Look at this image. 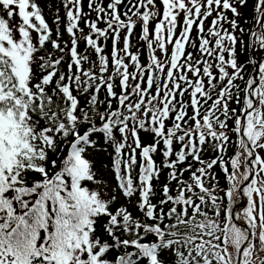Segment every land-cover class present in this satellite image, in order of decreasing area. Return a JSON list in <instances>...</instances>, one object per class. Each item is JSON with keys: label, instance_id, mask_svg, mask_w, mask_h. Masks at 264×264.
Wrapping results in <instances>:
<instances>
[{"label": "snow or ice", "instance_id": "1", "mask_svg": "<svg viewBox=\"0 0 264 264\" xmlns=\"http://www.w3.org/2000/svg\"><path fill=\"white\" fill-rule=\"evenodd\" d=\"M61 4L0 0V264H264V0Z\"/></svg>", "mask_w": 264, "mask_h": 264}, {"label": "trees", "instance_id": "2", "mask_svg": "<svg viewBox=\"0 0 264 264\" xmlns=\"http://www.w3.org/2000/svg\"><path fill=\"white\" fill-rule=\"evenodd\" d=\"M37 2L43 8L44 13H45V17H46L48 23L51 26L55 27L54 24H53V20H54L55 15L57 14V12H56L57 9H60L59 15L62 18L64 17V9L62 7L61 0H37ZM106 2H107V0H106ZM85 8H86V0H85ZM247 19L249 21L251 20V14L250 13L247 16ZM100 26L103 27L102 24ZM81 27H83V24H81ZM86 31H87V29H86ZM139 31H140L139 28H137L136 29V34L133 37V50H135V48L137 46L143 48V44L142 43L138 44V39L137 38H138V35H139ZM193 35H195V32L193 33ZM33 36L35 37L36 34L33 33ZM63 38L65 40L68 39L66 33H65ZM247 39L248 38L245 37V40H247ZM49 47H50V45H49ZM80 47H81V49H83V47H84L83 43H81ZM110 49H111V41H108V50L110 51ZM189 50H191V49H189ZM142 59H143V56H142ZM246 59H247V54H244V55L240 56L241 62H244ZM248 71L251 72V68L250 67H249ZM141 135H142V138L145 141H149L151 139L150 136H146L143 133H141ZM98 148H99L98 151L92 153V158L95 161V168H96V171L98 173L99 178L101 180L106 181L107 183L110 184L111 192H112V190L116 187V181H115V178H114V173L111 170V155H110V153H112L113 150H112V148L108 147L107 144L104 143L103 141H99ZM231 154H232V149H229V152L227 153V155H231ZM207 155L208 154H206L205 158H207ZM156 159H157V162H159V160H160L159 155L156 156ZM215 171H216V173L219 176V183H220L221 187H224L225 186V179H224L223 173L220 172L219 166H217ZM134 175H135V173H134ZM166 175H167L166 171H165L164 174L161 175L158 187L162 186V184L164 182H166ZM188 175H189L188 173H185V177H187ZM116 194L118 195V201H117V204L114 205L113 207H116L118 205H123V204H125L127 202L125 197H123V195L120 194L118 190H117ZM123 201H126V202L123 203ZM153 202H155V201H153ZM241 203H243V201ZM132 205L133 206L130 207L129 210L132 211L134 213V215L139 216L140 213H139L138 209H136L135 206H134L135 205V198H133ZM98 231H102V229L99 226H98ZM169 264H171V261H169Z\"/></svg>", "mask_w": 264, "mask_h": 264}, {"label": "rangeland", "instance_id": "3", "mask_svg": "<svg viewBox=\"0 0 264 264\" xmlns=\"http://www.w3.org/2000/svg\"><path fill=\"white\" fill-rule=\"evenodd\" d=\"M102 181H103V180H102ZM104 182H106V181H104ZM106 184L108 185V191H107V194H108V195L113 194V193L111 192V186H110V184L107 183V182H106ZM124 202H126V201H123V203H124Z\"/></svg>", "mask_w": 264, "mask_h": 264}]
</instances>
